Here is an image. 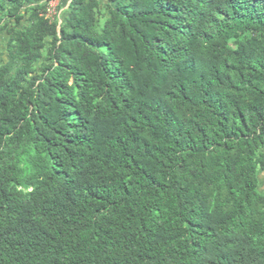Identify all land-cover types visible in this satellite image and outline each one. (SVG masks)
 <instances>
[{
    "label": "trees",
    "instance_id": "trees-1",
    "mask_svg": "<svg viewBox=\"0 0 264 264\" xmlns=\"http://www.w3.org/2000/svg\"><path fill=\"white\" fill-rule=\"evenodd\" d=\"M62 2L0 0V264H264V0Z\"/></svg>",
    "mask_w": 264,
    "mask_h": 264
},
{
    "label": "rangeland",
    "instance_id": "rangeland-1",
    "mask_svg": "<svg viewBox=\"0 0 264 264\" xmlns=\"http://www.w3.org/2000/svg\"><path fill=\"white\" fill-rule=\"evenodd\" d=\"M63 0H49L48 6L51 8L49 12V18L53 19L54 17H58V25H61L63 13L65 11L66 5L63 4ZM7 37L4 33L0 35V64L6 60V49L5 42ZM42 61L38 62V67L42 66ZM261 187L264 188V176H260Z\"/></svg>",
    "mask_w": 264,
    "mask_h": 264
},
{
    "label": "built area",
    "instance_id": "built-area-1",
    "mask_svg": "<svg viewBox=\"0 0 264 264\" xmlns=\"http://www.w3.org/2000/svg\"><path fill=\"white\" fill-rule=\"evenodd\" d=\"M51 8L48 6L47 7V15L49 16V12H50Z\"/></svg>",
    "mask_w": 264,
    "mask_h": 264
}]
</instances>
